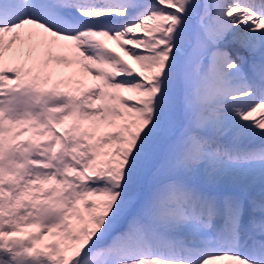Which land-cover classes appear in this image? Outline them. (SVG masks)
Returning a JSON list of instances; mask_svg holds the SVG:
<instances>
[{"label":"snow or ice","instance_id":"6c2138e0","mask_svg":"<svg viewBox=\"0 0 264 264\" xmlns=\"http://www.w3.org/2000/svg\"><path fill=\"white\" fill-rule=\"evenodd\" d=\"M0 264H264V0H0Z\"/></svg>","mask_w":264,"mask_h":264},{"label":"bare ground","instance_id":"6f19581e","mask_svg":"<svg viewBox=\"0 0 264 264\" xmlns=\"http://www.w3.org/2000/svg\"><path fill=\"white\" fill-rule=\"evenodd\" d=\"M97 39L101 40V42L104 43L106 47L112 48L114 51L119 52L120 55H123V53L120 52V50L116 47L114 41L107 40L106 38H103V37H100ZM125 59H126V57H125ZM129 63H132V62L129 61Z\"/></svg>","mask_w":264,"mask_h":264}]
</instances>
